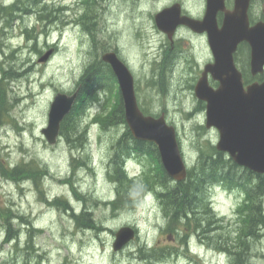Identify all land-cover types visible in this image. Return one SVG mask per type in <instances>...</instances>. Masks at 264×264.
I'll return each instance as SVG.
<instances>
[{"label":"rangeland","instance_id":"1","mask_svg":"<svg viewBox=\"0 0 264 264\" xmlns=\"http://www.w3.org/2000/svg\"><path fill=\"white\" fill-rule=\"evenodd\" d=\"M125 7L126 12L118 10L116 13H122L121 22L117 26L113 25L111 19L115 18L109 17L110 31L105 30L103 35L96 32L93 43L82 36L81 32L71 30L62 37L59 31L61 22L48 25L45 22L37 23L35 20V23L33 20L35 17L32 16L34 18H31L30 24L35 29L36 37L28 44L30 52L28 48H24L18 55L19 58L10 60L8 58L6 64L12 67L10 70L5 67L9 72L4 76L0 75L2 77L0 81L3 82L0 86L4 90L6 88L4 97L12 106L6 104V109L0 110V158L3 164L36 159L35 162L40 163L39 165L46 166L48 173L43 175L37 184L31 179L17 183L4 178L0 173V208L10 209L8 218L11 219L14 229L12 233L16 236L14 241L11 238L5 240L6 221L0 218V232L3 235L0 233V241L3 240L0 242V259L2 258L0 264H22L26 261L28 262L24 264H230V257L217 246L224 238L228 242H236V210L244 195L235 190V187L230 189L220 182H215V185L209 187L212 209L222 217L218 223L220 238L207 241V238L200 236L203 242H199L196 239L199 236L191 229L183 231L182 227L176 232L172 227H165L159 202L152 192L146 193L131 211L104 205V202L115 197L113 181L109 178L108 170L112 169L114 142L112 140L121 133L112 126H107L106 129L101 127L102 124L95 119L96 113L101 111V104L90 102L86 107L88 102L85 103L86 118L83 122L85 140L82 146L79 145L81 141H69L62 134H59L56 142L51 144L41 131L47 125L50 103L55 94L58 92L69 94L75 89L79 90L83 85L81 77L89 73L91 67L93 68V66L88 68L89 64L92 61L101 62V55L109 46L119 43L125 56L137 65V61L143 56L144 42L149 38L147 34L151 35L155 30L152 27L143 28V23L139 20L132 22L135 17L145 18V15L139 14L138 5L134 4L133 0H126ZM250 11L254 17L260 16L261 12H264L263 2L261 0L252 2ZM139 30L142 33L141 37L137 35ZM52 47L54 51L48 59L40 62L41 55ZM95 67L99 68L98 73L103 71L101 65ZM176 75L179 76V73ZM176 75L175 80L178 78ZM138 80L141 81L138 86V99L142 98L141 101L145 102L151 97L154 101L150 105V110L159 111L161 108L166 110L167 120L175 125L179 133L178 140L187 166L193 165L195 156L197 157L196 145L215 144L218 140L217 130L205 127L204 110L201 112L193 109L195 103L189 90H175L172 87L164 93L162 91L153 93L143 81L141 72H138ZM104 86L102 90L106 89V95L103 99L111 96V106L116 104L117 99L111 95L115 92L108 91L110 85ZM108 108L109 106L103 110ZM187 110L189 112L185 113ZM199 125H203L204 129H200ZM197 132H200L201 136ZM72 158L74 160H71ZM80 160L84 161V164ZM89 162L90 168L83 166ZM126 164L129 175H139L145 169L146 159L130 156ZM38 186L41 189L37 188ZM36 193L40 194L39 197ZM55 197L67 199L77 213L84 206L91 208L88 209L92 211L99 228H79L69 213L47 201ZM21 215L22 219L19 217ZM124 225L135 226L138 234L122 250L113 251L114 233ZM31 227L33 229H30ZM182 234L188 235L187 246L182 245ZM250 240L252 241V238ZM149 245L163 247L170 252L161 255L160 260L156 257L150 259L151 257L147 258L140 252V249L151 248ZM247 258L249 263L264 264V236L261 242L254 245L253 250L248 251Z\"/></svg>","mask_w":264,"mask_h":264},{"label":"trees","instance_id":"2","mask_svg":"<svg viewBox=\"0 0 264 264\" xmlns=\"http://www.w3.org/2000/svg\"><path fill=\"white\" fill-rule=\"evenodd\" d=\"M255 1L257 0H254L253 3ZM261 1L263 2L264 0ZM251 16L254 19L252 13ZM255 19L264 20V12H261V15L256 16ZM92 74L89 72L82 76V80L84 79L83 81L81 80L83 83L82 86H85H81V89L79 88L81 94L78 92L77 101L71 112L62 120L59 134H62L69 141H81L79 142V145H82L83 140H85V133L83 130L85 126L83 125V122L86 118L84 115L86 102H88L86 107L90 102L101 104V111L96 113L95 119H98V122L102 124V127L106 128L110 125L121 133V135L113 140L115 143L113 142L112 144V169L110 171L108 170L110 179H114L112 181L116 198L114 197L112 199V203L111 200L106 203L104 202L105 205L107 204L111 206L112 204V206H115L114 208L130 211L137 206L138 202L146 193L152 192L159 202L160 211L165 220L166 228L172 227V230L178 232L182 227H189V229L195 232L199 237H207V241H211L214 238H220L218 233V223L220 218L216 217L217 215L212 209L209 187L211 185L213 186L215 182L224 183V185L230 189L235 187L236 190H239L244 195V199L236 210V242H228L224 238L221 243L218 242L217 247L230 257V264H254L252 262L249 263L247 257L248 251L251 249L253 250L254 245L261 242V239L264 236V174H257L247 168L238 166L227 153L218 151L214 144H209L207 146L196 145V147H198L197 157H195L193 165L188 166L185 179L174 182V180L166 173L160 161L159 153L157 152L158 150L155 144L136 140L132 137L125 121L124 107L120 92L113 77L107 72L103 73V75ZM244 77L247 81L248 79H261L260 75L252 77L250 73L247 74L246 72H244ZM155 82L156 81H152V84ZM107 84L110 85L108 91L111 93L114 91L115 93L111 95H114V98L117 99V103L112 106L111 96H107L105 100L103 99L106 95V89L102 90V87ZM5 92L6 88L3 91L2 88L0 89V98L3 99H0V106L3 107L0 108L1 110L6 108V103L8 105L7 99L5 100L4 97ZM151 103L149 104L151 105ZM149 104L148 106L147 103L145 105L141 103L139 104L141 111L145 115H153L156 117L160 115L159 113L166 112L163 108L159 111L150 110ZM107 106H109V108L103 110L104 108L106 109ZM145 110H148V113H146ZM199 128L204 129V126L201 125ZM197 134L200 135V132H197ZM197 141L198 140H196V142ZM130 156L144 157L146 159L145 169H143L142 173L131 178L127 175L128 173L124 170L125 168L123 166L124 160ZM80 161L84 163V161ZM34 162V160H31L30 162L22 161L14 165L7 163L8 165L10 164L8 166L6 163L3 164L0 158V173L4 178L17 181V183H20L25 179H31L37 184V182H39L43 175L45 176L48 171L46 167ZM89 164L90 162L84 166L90 168ZM111 176L113 178H111ZM53 199H47V201L52 205L59 207L62 206V210L73 216L72 219L75 220L78 227L92 228L98 226L93 217L92 211L88 208L86 209L87 206H84L85 209L82 208L81 211H79L80 214H76L77 212L73 211L74 209L67 199L65 200L61 197H55ZM162 208L164 210H162ZM9 212V208H0V218L2 217L1 219L6 221L5 225L7 227V232H5V236L7 237L8 235H14L11 231L13 229L11 219L8 218ZM20 218L22 219L23 216H20ZM87 221H90L91 223ZM176 221H178L179 224L176 223ZM85 222L87 223V226ZM81 223H85V225H82ZM92 223H94V226ZM174 224H176V226ZM177 225H179V227ZM31 229H33V227H31ZM250 235H252L253 238ZM251 238L252 241L250 240ZM7 239L5 238V240ZM164 249L165 248L151 247L140 249V252L147 258L151 257L150 259H154V257H156L160 260L161 255L170 252L168 249ZM163 259L164 257L162 260Z\"/></svg>","mask_w":264,"mask_h":264},{"label":"water","instance_id":"3","mask_svg":"<svg viewBox=\"0 0 264 264\" xmlns=\"http://www.w3.org/2000/svg\"><path fill=\"white\" fill-rule=\"evenodd\" d=\"M214 0H208L209 12L215 11ZM251 0H234L232 10L225 12L221 28L205 26L209 32V44L214 60L208 64L199 78L195 96L205 104L204 119L207 129L218 132L215 147L225 152L239 166L257 174H264V79L243 86L242 73L234 63L233 53L241 42L250 47V72L264 74V21L249 23L248 9ZM215 3V2H214ZM221 8V7H220ZM222 9L224 6L222 5ZM173 8H166L155 15L160 29L161 23L172 18L171 28L177 23H186L183 17L173 20ZM51 51L39 58L45 62ZM117 79L124 116L131 135L136 140L154 143L166 173L174 180H184L187 165L177 139L176 128L168 124L164 114L158 117L145 115L139 108L134 90L133 75L114 52L102 54ZM207 72L218 82L216 88L208 84ZM78 91L71 94L58 92L53 97L48 111L47 125L42 128L46 140L53 144L59 135L60 123L70 113ZM132 226H121L114 234L113 250L117 251L135 237Z\"/></svg>","mask_w":264,"mask_h":264},{"label":"flooded vegetation","instance_id":"4","mask_svg":"<svg viewBox=\"0 0 264 264\" xmlns=\"http://www.w3.org/2000/svg\"><path fill=\"white\" fill-rule=\"evenodd\" d=\"M214 2L213 8H216L215 11L209 12V17H206L208 0H133V3L138 5L137 11L140 10V13H137L145 15V18L139 19L135 17L132 22L139 20L143 23V28L152 27L155 30V33L147 34L149 38L144 42L143 56L139 58L137 65H135L134 62L125 56L119 43H115L112 47L109 46L105 52H114L128 67L133 75L134 90L139 103L146 104L154 101L151 97H148L145 102L141 101L142 98L138 99V86L141 83L138 80V72H141L144 77L143 81L146 82V85L153 93H159L160 91L164 93L172 87L175 90H189L195 103L193 109L195 111H199V108L200 111L204 110L206 103L198 99L194 94V88L206 66L214 60L209 44V32L204 27L208 26L209 29L221 28L225 12L232 10L234 6V0H214ZM125 4L126 0H0V65H6L8 58H17L18 53H22L24 48H28L30 52L29 46L26 45L30 44V40L36 37L35 29L34 27L32 29L30 24L32 16L35 17L36 22L44 21L48 25L53 24L55 20L56 22H61L60 33L62 37L71 30L81 32L82 36L87 37V40H91L93 43L96 32L103 35L102 33L105 30L110 31L109 17L115 18L111 19L113 25L117 26L121 22L122 13H116L118 10L126 12ZM222 5L224 9H222ZM251 5L252 1L248 9V17L249 23L254 24L261 19H255V17L253 19L250 11ZM166 8L174 9L172 13L173 20L176 17H183L187 22L177 23L171 28L173 22H171L172 18L169 17L161 23L162 27L167 31L160 29L155 15ZM116 18L119 19L117 20ZM30 32L31 36L29 35ZM137 35L139 37L142 36L141 30L137 32ZM51 49L54 51L53 47ZM233 59L235 65L242 73L244 88L253 81L260 82L262 80L263 77L261 79H248L247 81L244 77V72L250 73L252 77H255L250 72V47L248 43L241 42L237 45L236 51L233 53ZM93 64L95 66L99 65V67L101 65L102 72H107L117 84L112 67L108 62L101 60V62L92 61L89 64L88 67H94L91 72L98 73L99 68ZM166 69L169 70L167 71ZM4 70L7 69L4 68ZM177 73H179V77L178 80H175ZM207 79L208 84L212 88L218 86V82L212 78L209 72H207ZM151 80L156 82L152 84ZM184 230H189V227H183ZM187 237L188 235H181L182 245L187 246ZM10 238L14 241L16 236L12 235ZM196 239L199 242L201 241L199 237Z\"/></svg>","mask_w":264,"mask_h":264},{"label":"bare ground","instance_id":"5","mask_svg":"<svg viewBox=\"0 0 264 264\" xmlns=\"http://www.w3.org/2000/svg\"><path fill=\"white\" fill-rule=\"evenodd\" d=\"M49 1H50V0H49ZM33 2H34V1H33ZM51 2H52V1H51ZM263 2H264V1H263ZM34 3H35V2H34ZM39 3H40V2H39ZM48 3H49V2H48ZM48 3H47V4H48ZM47 4H46V5H47ZM49 4H50V3H49ZM37 5H39V4H37ZM40 5H41V3H40ZM40 5H39V6H40ZM33 6H34V5H33ZM39 6H38V7H39ZM42 6H43V5H42ZM50 6H51V5H50ZM53 6H54V5H53ZM53 6H52V7H53ZM35 7H36V6H35ZM52 7H51V8H52ZM45 8H46V7H45ZM51 8H50V10H51ZM58 9H59V8H58ZM38 10H39V9H38ZM52 10H53V9H52ZM46 11H47V10H46ZM49 12H51V11H49ZM55 12H56V11H55ZM32 14H33V13H32ZM34 14H35V13H34ZM37 14H38V13H37ZM43 15H44V14H43ZM35 16H36V15H35ZM33 18H34V17H33ZM33 18H32V19H33ZM46 18H48V17H46ZM32 19H31V21H32ZM51 19H52V18H51ZM33 20H34V22H35V18H34ZM39 20H40V19H39ZM41 20H42V19H41ZM36 21H37V20H36ZM40 22H41V21H40ZM43 22H44V21H43ZM55 22H56V20H55ZM55 22H54V23H55ZM35 23H36V22H35ZM37 23H38V22H37ZM56 23H57V22H56ZM33 24H34V23H33ZM51 24H52V23H51ZM41 25H42V24H41ZM57 25H58V24H57ZM36 26H37V25H36ZM43 26H44V25H43ZM66 26H67V25H66ZM52 27H53V26H52ZM55 27H56V26H55ZM57 27H58V26H57ZM67 27H68V26H67ZM31 28H32V26H31ZM31 28H30V29H31ZM43 28H44V27H43ZM64 28H65V27H64ZM80 28H81V27H80ZM80 28H78V29H80ZM86 28H87V27H86ZM32 29H33V28H32ZM48 29H49V28H48ZM67 29L69 30V28H67ZM44 30H45V28H44ZM56 30H57V28H56ZM64 30H65V29H64ZM95 30H96V29H95ZM97 30H98V29H97ZM101 30H102V29H101ZM59 31H60V30H59ZM42 32H43V31H42ZM47 32H48V30H47ZM43 33H44V32H43ZM45 33H46V32H45ZM41 34H42V33H41ZM102 34H103V33H102ZM29 35L31 36V32H30ZM32 35H33V34H32ZM49 36H50V35H49ZM39 37H40V35H39ZM42 37H43V36H42ZM44 37H45V35H44ZM102 37H103V36H102ZM31 38H32V37H31ZM32 39H33V38H32ZM46 39H47V38H46ZM0 41H1V40H0ZM34 41H35V40H34ZM114 41H115V40H114ZM117 41H118V39H117ZM27 44H28V41H27ZM23 46H24V45H23ZM26 46H28V45H26ZM107 46H108V45H107ZM29 47H30V45H29ZM32 48H34V47H32ZM29 49H30V48H29ZM34 49H35V48H34ZM21 51H22V50H21ZM35 51H36V50H35ZM37 51H38V50H37ZM17 52H18V51H17ZM6 54H7V53H6ZM18 55H19V53H18ZM16 56H17V55H16ZM4 57H5V56H4ZM9 57H10V55H9ZM17 57H18V56H17ZM18 58H19V57H18ZM4 59H5V58H4ZM9 60H10V58H9ZM9 60H8V61H9ZM14 61H15V60H14ZM12 63H13V61H12ZM2 65H4V64H2ZM91 65H92V64H91ZM94 66H95V65H94ZM3 67H4V68H5V67H6V68L8 67L9 70H10V67H12V65H10V64H6V65H4V66H1V65H0V75H1V76H2V75L4 76L6 73L9 72V70H8V72H7V70H4ZM6 68H5V69H6ZM88 68H89V67H88ZM93 68H94V67H93ZM95 69H96V68H95ZM170 69H171V68H170ZM91 70H92V67H91ZM91 70H90V71H91ZM166 70H167V69H166ZM168 70H169V69H168ZM168 70H167V71H168ZM90 71H89V72H90ZM95 71H96V70H95ZM13 72H14V71H13ZM92 72H93V71H92ZM161 72L163 73L162 70H161ZM95 73H96V72H95ZM160 74H161V73H160ZM166 74H167V73H166ZM83 75H84V74H83ZM94 75H95V74H94ZM1 76H0V78H2ZM156 76H157V75H156ZM158 76H159V75H158ZM176 76H177V75H176ZM154 77H155V76H154ZM173 77H174V76H173ZM177 77H179V76H177ZM177 77H176V78H177ZM81 78H82V77H81ZM171 78H172V77H171ZM172 79H174V78H172ZM0 80H1V79H0ZM81 80H82V79H81ZM83 80H84V79H83ZM177 80H178V78H177ZM85 81H86V80H85ZM151 81H152V80H151ZM0 82H1V81H0ZM161 82H162V81H161ZM2 83H3V82H2ZM2 83H1V85H2ZM4 83H6V82H4ZM80 83H81V82H80ZM157 83H158V82H157ZM6 84H7V83H6ZM84 84H85V83H84ZM3 85H4V84H3ZM81 85H82V83H81ZM4 86H5V85H4ZM84 86H85V85H84ZM84 86H82V87H84ZM155 86H156V85H155ZM175 86H176V85H175ZM162 87H164V86H162ZM162 87H161V88H162ZM77 88H78V87H77ZM0 89H1V86H0ZM80 89H81V86H80ZM83 89H84V88H83ZM154 89H156V87H154ZM3 90H4V89H2V91H3ZM179 90H180V89H179ZM79 91H80V90H79ZM181 91H182V90H181ZM186 91H187V90H186ZM84 92H85V90H84ZM79 93H80V92H79ZM1 94H2V93H1ZM7 94H8V93H7ZM80 94H81V93H80ZM83 94H84V93H83ZM189 94H190V93H189ZM2 96H3V95H2ZM2 96H1V97H2ZM3 98H4V97H3ZM0 99H2V98H0ZM2 100H3V99H2ZM8 100H9V99H8ZM2 102H3V101H2ZM5 102H6V101H5ZM7 102H8V101H7ZM9 103H10V102H8V105H9ZM6 104H7V103H6ZM148 104H149V103H147V106H148ZM1 105H3V104H1ZM10 105L12 106V104H10ZM10 105H9V106H10ZM149 105H150V104H149ZM5 106H7V105H5ZM11 106H10V107H11ZM152 106H153V105H152ZM10 107H8V108H10ZM149 107H150V106H149ZM0 108H3V107L0 106ZM198 108H199V107H198ZM5 109H6V108H5ZM0 110H1V109H0ZM145 111H146V110H145ZM147 111H148V110H147ZM147 111H146V113H148ZM8 112H9V111H8ZM160 112H161V111H160ZM201 112H202V111H201ZM159 114H160V113H159ZM203 114H204V113H203ZM3 115H4V114H3ZM146 115H147V114H146ZM8 116H9V115H8ZM152 116H153V115H152ZM155 116H156V115H155ZM4 117H5V116H4ZM9 117H10V116H9ZM11 119H12V118H11ZM204 121H205V120H204ZM203 124H204V123H203ZM87 125H88V124H87ZM87 125H86V126H87ZM82 126H83V125H82ZM82 126H81V127H82ZM199 126H201V125H199ZM101 127H102V126H101ZM109 127H110V125H109ZM17 128H18V127H17ZM103 128H104V127H103ZM81 129H82V128H81ZM105 129H106V128H105ZM200 129H202V128H200ZM83 130H84V129H83ZM83 130H82V131H83ZM80 131H81V130H80ZM80 131H79V132H80ZM72 132H73V131H72ZM58 137H59V136H58ZM60 138H61V137H60ZM112 141H113V140H112ZM84 143H85V142H84ZM85 144H86V143H85ZM85 144H84V146H85ZM112 144H113V142H112ZM77 145H78V144H77ZM72 146H73V145H72ZM81 146H82V145H81ZM79 147H80V146H79ZM86 148H88V147H86ZM85 151H86V150H85ZM78 152H79V151H78ZM157 152H158V151H157ZM80 155H82V154H80ZM83 155L85 156V154H83ZM195 155H196V154H195ZM109 156H111V154H110ZM77 157H78V155H77ZM87 157H88V156H87ZM87 157H86V158H87ZM195 157H196V156H195ZM88 159H89V158H88ZM108 159H109V158H108ZM129 159H130V158H129ZM21 160H22V159H21ZM26 160H27V159H26ZM71 160H74V158H72ZM76 160H79V159H76ZM29 161H30V160H29ZM35 161H36V159H35ZM72 162H73V161H72ZM72 162H71V164H72ZM75 162L78 163L77 161H75ZM79 162H80V161H79ZM194 162H195V161H194ZM10 163H11V162H10ZM15 163H16V162H15ZM34 163H35V162H34ZM130 163H131V162H130ZM39 164H40V163H39ZM41 164H42V163H41ZM71 164H70V165H71ZM82 164H84V163H82ZM127 164H129V163H127ZM127 164H126V165H127ZM7 165H8V164H7ZM9 165H10V164H9ZM9 165H8V166H9ZM11 165H12V164H11ZM13 165H14V164H13ZM86 165H87V164H86ZM129 165H130V164H129ZM73 166H74V165H73ZM83 166H84V165H83ZM35 167H36V166H35ZM45 167H46V166H45ZM108 167H109V166H108ZM37 169H38V167H37ZM109 169H110V168H109ZM44 170H45V169H44ZM71 170H72V169H71ZM124 170H125V169H124ZM127 170H128V169H127ZM36 171H37V170H36ZM109 171H110V170H109ZM37 173H38V172H37ZM46 174H47V173H46ZM126 174H127V173H126ZM127 175H128V174H127ZM69 178H71V177H69ZM109 178H110V177H109ZM111 178H113V177L111 176ZM130 178H131V177H130ZM5 180H6V179H5ZM68 180H69V179H68ZM112 180H114V179H112ZM13 181H14V180H13ZM40 181H41V180H40ZM33 182H34V181H33ZM36 182H37V181H36ZM174 182H175V181H174ZM24 183H27V182H24ZM34 183H35V182H34ZM66 183H67V182H66ZM66 183H65V184H66ZM112 183H113V182H112ZM21 184H22V183H21ZM35 184H36V183H35ZM35 184H34V185H35ZM39 184H40V183H39ZM41 184H42V183H41ZM74 184H75V183H74ZM74 184H73V185H74ZM116 185H117V184H116ZM214 185H215V184H214ZM39 186H40V185H39ZM39 186H38L37 188H39ZM41 186H43V185H41ZM65 186H68V185H65ZM113 186H114V184H113ZM71 187H72V184H71ZM71 187H70V188H71ZM42 188H43V187H42ZM115 188H116V187H115ZM39 189H41V188H39ZM38 191H39V190H38ZM38 191H37V193H38ZM39 192H40V191H39ZM42 192L44 193V191H42ZM209 192H210V191H209ZM31 193H32V192H31ZM37 193H36V194H37ZM52 194H53V193H52ZM52 194H51V195H52ZM206 194H207V193H206ZM210 194H211V193H210ZM37 195H38V194H37ZM39 195H40V194H39ZM39 195H38V197H39ZM74 196H76V195H74ZM77 196H78V193H77ZM116 196H117V195H116ZM142 196H143V195H142ZM63 197H64V196H63ZM79 197H80V195H79ZM79 197H77V198H79ZM93 197H94V196H93ZM93 197H92V198H93ZM144 197H145V196H144ZM261 197H262V196H261ZM36 198H37V197H36ZM77 198H76V199H77ZM82 198H83V196H82ZM82 198H81V199H82ZM88 198H89V197H88ZM98 198H99V197H98ZM110 198H111V197H110ZM115 198H116V197H115ZM117 198H118V197H117ZM140 198H141V197H140ZM40 199H41V198H40ZM40 199H39V200H40ZM69 199H70V198H69ZM99 199H100V198H99ZM210 199H211V198H210ZM53 200H54V199H53ZM65 200H66V199H65ZM82 200H83V199H82ZM85 200H86V199H85ZM89 200H90V199H89ZM110 200H111V199H110ZM110 200H109V201H110ZM211 200H212V199H211ZM69 201H70V200H69ZM92 201H93V200H92ZM103 201H104V200H103ZM105 201H106V200H105ZM113 201H114V200H113ZM115 201H116V200H115ZM0 202H1V200H0ZM7 202H8V201H7ZM39 202H40V201H39ZM52 202H53V201H52ZM74 202H75V201H74ZM76 202H77V201H76ZM86 202L88 203V201H86ZM95 202H96V201H95ZM99 202H100V201H99ZM106 202H107V201H106ZM106 202H105V203H106ZM3 203H4V202H3ZM65 203H67V202H65ZM93 203H94V202H93ZM105 203H104V205H105ZM109 203H110V202H109ZM111 203H112V200H111ZM208 203H209V202H208ZM9 204H10V207H12V206H11V203H9ZM9 204H8V205H9ZM63 204H64V203H63ZM77 204H78V203H77ZM79 204H80V203H79ZM136 204H137V203H136ZM61 205H62V204H61ZM73 205H74V204H73ZM86 205H87V204H86ZM111 205H112V204H111ZM209 205H210V204H209ZM79 206H80V205H79ZM82 206H83V205H82ZM1 207H4V206H1ZM61 207H62V206H61ZM61 207H60V208H61ZM64 207H65V206H64ZM85 207H86V206H85ZM112 207H115V206H112ZM162 207H163V206H162ZM210 207H211V205H210ZM263 207H264V206H263ZM60 208H59V209H60ZM70 208H71V207H70ZM80 208H81V207H80ZM86 208H87V207H86ZM88 208H89V207H88ZM92 208H93V207H92ZM76 209H78V208L76 207ZM84 209H85V208H84ZM89 209H91V208H89ZM107 209H108V208H107ZM116 209H117V208H116ZM133 209H134V208H133ZM4 210H5V209H4ZM93 210H94V209H93ZM122 210H123V209H122ZM125 210H126V209H125ZM162 210H164V209L162 208ZM67 211H68V210H67ZM70 211H72V210H70ZM73 211H74V210H73ZM128 211H129V210H128ZM130 211H131V210H130ZM5 212H6V211H5ZM75 212H76V211H75ZM126 212H127V211H126ZM2 213H3V211H2ZM2 213H1V215H2ZM6 213H7V212H6ZM78 213L80 214L79 211H78ZM78 213H76V214H78ZM163 213H165V212H163ZM16 214H17V213H16ZM71 214H72V213H71ZM212 214H213V213H212ZM12 215H13V214H12ZM164 215H165V214H164ZM3 216H4V215H3ZM14 216H15V215H14ZM21 216H22V215H21ZM68 216H69V215H68ZM17 217H18V216H17ZM19 217H20V216H19ZM71 217H73V216H71ZM105 217H106V216H105ZM165 217H166V216H165ZM216 217H217V216H216ZM216 217H215V218H216ZM218 217H219V216H218ZM1 218H2V217H1ZM5 218H6V217H5ZM205 218H206V217H205ZM14 219H15V218H14ZM70 219H71V218H70ZM70 219H69V220H70ZM167 219H168V218H167ZM187 219H188V217H187ZM206 219H207V218H206ZM179 220H180V219H179ZM188 220H189V219H188ZM188 220H187V221H188ZM7 221H8V220H7ZM167 221H168V220H167ZM181 221H182V220H181ZM204 221H205V220H204ZM0 222H1V221H0ZM27 222H28V221H27ZM69 222H70V221H69ZM72 222H73V221H72ZM87 222H90V221H87ZM173 222H174V221H173ZM173 222H172V223H173ZM179 222H180V221H179ZM205 222H206V221H205ZM2 223H3V222H2ZM5 223H6V222H5ZM8 223H9V222H8ZM85 223H86V222H85ZM85 223H83V224L81 223V224H82V225H85ZM90 223H91V222H90ZM90 223H89V225H90ZM104 223H105V222H104ZM168 223H170V222H168ZM172 223H171V224H172ZM174 223H175V222H174ZM176 223H178V221H176ZM72 224L74 225V223H72ZM92 224H93V226H94V223H92ZM178 224H179V223H178ZM181 224H182V223H181ZM3 225H4V224H3ZM7 225H8V224H7ZM9 225H10V224H9ZM15 225H16V224H14V226H15ZM89 225H88V226H89ZM104 225H105V224H104ZM174 225L176 226V224H174ZM17 226H18V225H17ZM30 226H31V225H30ZM32 226H33V224H32ZM86 226H87V223H86ZM177 226L179 227V225H177ZM82 227H83V226H82ZM94 227H95V226H94ZM96 227H98V226H96ZM79 228H80V227H79ZM98 228H99V227H98ZM98 228H97V229H98ZM100 228H101V225H100ZM105 228H106V227H105ZM1 229H2V228H1ZM6 229H7V227H6ZM30 229H31V228H30ZM75 229H76V228H75ZM203 229H204V228H203ZM20 230H22V226H21V229H20ZM35 230H36V229H35ZM39 230H40V229H39ZM78 230H80V229H78ZM206 230H207V229H206ZM3 231H4V230H3ZM11 231H12V230H11ZM16 231H17V230H16ZM261 231H263V230H261ZM5 232H6V231H5ZM9 232H10V231H9ZM0 233H1V235H2V232H0ZM29 233H30V232H29ZM260 233H261V232H260ZM3 234H4V233H3ZM206 234H207V233H206ZM1 235H0V236H1ZM2 236H3V235H2ZM10 236H11V235H10ZM10 236L8 235V238H9ZM26 236H27V234H26ZM36 236H37V235H36ZM217 236H218V235H217ZM250 236H252V235H250ZM5 238H6V236H5ZM21 238H22V237H21ZM21 238H20V240H21ZM202 238H207V237H202ZM252 238H253V236H252ZM258 238H259V237H258ZM6 239H7V238H6ZM15 240H16V239H15ZM23 240H24V239H23ZM253 240H254V239H253ZM1 241H3V240H1ZM1 241H0V242H1ZM24 241H25V240H24ZM146 241H147V240H146ZM146 241H145V243H146ZM20 242H21V241H20ZM200 242H203V239H201ZM21 243H22V245H23V242H21ZM13 245H15V243H13ZM38 245H39V244H38ZM2 246H3V245H2ZM138 246H140V245H138ZM145 246H146V245H145ZM149 246H150V245H149ZM13 247H14V246H13ZM150 247H151V246H150ZM15 248H16V246H15ZM15 248H14V249H15ZM18 248H19V247H18ZM18 248H17V249H18ZM24 248H25V246H24ZM39 248H41V247H39ZM155 248H157V247H155ZM27 249H28V248H27ZM29 249H31V247H30ZM35 249H36V248H35ZM135 249H136V248H135ZM152 249H154V248H152ZM152 249H151V250H152ZM31 250H32V249H31ZM2 251H3V250H2ZM24 251H25V250H24ZM113 251H114V250H113ZM117 251H119V250H117ZM143 251H144V250H143ZM5 252H6V251H5ZM19 252H20V251H19ZM137 252H138V251H137ZM0 253H1V252H0ZM7 253H9V252H7ZM7 253H6V254H7ZM31 253H32V252H31ZM24 254H26V253H24ZM28 254H29V253H28ZM151 254H152V253H151ZM137 255H138V254H137ZM8 256H9V255H8ZM140 256H141V255H140ZM147 256H148V255H147ZM1 257H2V256H1ZM6 257H7V256H6ZM21 257H22V256H21ZM12 258H13V257H12ZM23 258H24V256H23ZM31 258H33V257H31ZM136 258H137V257H136ZM140 258H141V257H140ZM1 259H2V258H1ZM1 259H0V260H1ZM13 259H14V258H13ZM24 259H25V258H24ZM37 259H38V258H37ZM144 259H145V258H144ZM21 260H22V259H21ZM26 260H27V257H26ZM1 261H2V260H1ZM4 262H5V261H4ZM8 262H10V261H8ZM27 262H28V261H27ZM29 262H30V261H29ZM142 262H143V261H142ZM6 263H7V262H6ZM10 263H11V262H10ZM12 264H13V263H12ZM22 264H23V263H22Z\"/></svg>","mask_w":264,"mask_h":264}]
</instances>
